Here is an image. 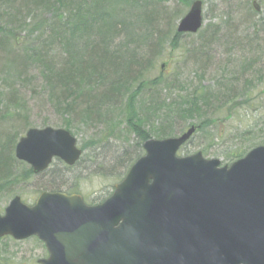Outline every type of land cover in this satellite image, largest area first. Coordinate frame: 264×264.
<instances>
[{
  "label": "rangeland",
  "instance_id": "rangeland-1",
  "mask_svg": "<svg viewBox=\"0 0 264 264\" xmlns=\"http://www.w3.org/2000/svg\"><path fill=\"white\" fill-rule=\"evenodd\" d=\"M58 1L52 0V6L16 4L14 7L7 5L9 9L3 6L0 10V18L3 14L13 16L17 13L16 18L19 19L16 23L19 27L10 26L17 28L15 32L5 31L7 49L17 46L20 55L36 57L27 60L21 69L12 65L8 55L0 62V151L7 153L8 149V158L12 159L11 173L0 176V214L16 195L28 205H33L45 186L54 180L62 185L59 191L78 192L90 204L106 200L118 178L127 171L129 163L145 154L144 140L138 137L134 132L136 128L128 121L127 98L136 89L135 110L144 117L141 130H145L149 138L179 136L187 131L188 126L196 125L190 142L179 151L181 156L201 151L204 158H217L221 165H226L246 155L252 148L264 145V0H256L263 7L261 13L252 7L253 0H202L205 22L198 34L189 35L177 32V26L196 0H153L150 8L156 15V24L150 21V25L145 21V1H139V6L135 0L132 4L122 5V22L124 15L130 13L126 23L128 27L112 40H107L100 53L103 54L108 47L111 55H115L108 57L119 60L124 59V55L137 56L140 64L128 77L131 80L128 81L125 99H120L116 109H112L115 106L112 103L108 107L109 112L103 114L109 120L106 124L80 116H73L71 120L67 114L60 113L48 98L43 74L46 70L39 58L49 52L48 60L59 63L64 56L62 43L71 40V34H67L63 27L54 29L50 25L53 22L57 25V17L71 22L78 16L73 15L78 12L76 8L71 12V8L64 7L66 0ZM96 1L87 0V3ZM107 1L111 18L115 3L128 2ZM84 2L79 0L77 3L83 4L81 11L86 7ZM57 7L60 10H55ZM82 22L88 23V19H82ZM148 26L152 28L148 29ZM91 42L80 40L78 45L86 43V46ZM74 50L78 52L80 49ZM161 74L185 85L191 82L196 86L200 84L206 87V96H212L208 94L219 89L222 101L216 103L218 107L214 109L205 106L206 109L189 123L177 117L167 121L172 130L164 136L162 129L166 112H152L151 108L152 105L159 108L163 101L168 104L179 89L177 83L175 91L164 87L156 89L153 81L158 80ZM104 88L95 86L93 90L103 92ZM230 89L233 94L229 93ZM182 93L185 94L184 91ZM10 102L15 106L9 105ZM78 109L83 110L84 107L78 106ZM209 115L208 122L201 127V119ZM64 119L73 124L69 130L78 139L83 151L82 159L68 169L54 163L48 173L35 175L28 164L15 158L17 141L30 127L62 128ZM118 156L123 157V166L113 172L110 169ZM55 172L60 177L53 178ZM47 256L45 245L36 237L23 241L9 236L0 239V264H40L39 259Z\"/></svg>",
  "mask_w": 264,
  "mask_h": 264
},
{
  "label": "water",
  "instance_id": "water-1",
  "mask_svg": "<svg viewBox=\"0 0 264 264\" xmlns=\"http://www.w3.org/2000/svg\"><path fill=\"white\" fill-rule=\"evenodd\" d=\"M201 8L192 4L179 32H198ZM194 130L147 141V154L98 206L77 194L44 192L33 207L15 198L0 237L36 234L50 255L41 264H264V146L223 168L202 153L177 157ZM16 148L37 173L53 156L73 165L81 154L75 137L53 127L30 129Z\"/></svg>",
  "mask_w": 264,
  "mask_h": 264
},
{
  "label": "trees",
  "instance_id": "trees-1",
  "mask_svg": "<svg viewBox=\"0 0 264 264\" xmlns=\"http://www.w3.org/2000/svg\"><path fill=\"white\" fill-rule=\"evenodd\" d=\"M79 0H66L65 8H71V12L76 8L78 12L73 15L77 18L73 19L71 22H67L68 19H61L57 17L55 19L57 21V25L54 22L50 25L54 29L58 27H63V30L67 34H71V40L62 43V47L64 48V56L58 62L48 60V53L40 56L39 60L44 63V67L46 72H44L45 84H47V92L48 98L52 100V103L56 104V107L63 113L67 114L68 117L72 120V117L80 116L81 118H85L90 121H99V122H109L107 117H104L103 114L105 112H109L108 107L113 103L115 106L112 109H116V105L120 102L128 90V81L131 79L128 78L132 74V70H136V65H139L137 56H125L124 59L118 58H110L108 55H111L110 48L104 49L103 54L100 52L103 48L102 45L106 46L107 40H112L113 37L117 36L119 33L123 32L124 29L128 27L127 20L129 18L130 13H126L124 15V20L122 22L121 17L122 8L125 4H132L134 0H125L127 3L118 4L115 2L113 5L114 16L110 17V12L108 11L107 0H97L96 2H89L85 0L84 4L86 7L82 8L80 4H77ZM82 1V0H81ZM139 1H145V6L143 11L146 12L145 21H152L154 24V20L156 19V15H154V11L150 8V5L154 4L153 0H135L136 6H139ZM52 0H0V10L3 6L9 9L8 6L14 5H24V4H35L39 3L42 5L51 4ZM57 2H59L57 0ZM56 2V4H57ZM159 2V1H157ZM83 3V2H82ZM8 5V6H7ZM83 7V6H82ZM122 7V8H121ZM121 8V9H120ZM60 10L59 7L55 8V10ZM129 9V8H128ZM127 9V11H128ZM16 12H19L16 11ZM135 12L132 14V18ZM156 14V13H155ZM17 13L12 16L4 14L1 15L0 18V62H3L2 59L5 55L10 56L9 61L13 66L20 68L24 63L28 62L27 60L36 59L33 55H27L24 57L20 55L17 46L10 47L12 50L7 49V45L5 42V31L15 32L17 30L16 27H19V19L16 18ZM72 17V16H71ZM88 19L87 22H82V19ZM122 18V19H123ZM10 19V20H9ZM10 21V24L8 21ZM96 20H99V23L96 24ZM6 25V26H5ZM5 26V27H4ZM16 26V27H10ZM158 26V25H156ZM152 28L148 26V29ZM104 29V32H103ZM91 35V38L88 35ZM14 35V34H13ZM160 34L158 36V41L161 38ZM82 40L83 42H89L92 40L89 45H78V42ZM62 42V41H61ZM59 41V44H61ZM79 48L78 52L74 49ZM98 49V50H97ZM157 51V50H155ZM112 56V55H111ZM113 55L112 57H114ZM119 56V55H118ZM153 57V56H152ZM151 57V58H152ZM44 58V60H43ZM152 60V59H151ZM208 61V60H207ZM125 66V68H124ZM24 68V67H23ZM21 69V68H20ZM169 77H165L164 74L160 75L158 80L153 81L154 87L156 89H164L175 91L174 87L175 83H177L176 87L179 89L178 93L175 94V97L170 100L168 104L163 101L159 108L155 105H152V112H159L160 110L166 112L163 118V135H168V130H172L171 126L168 125L167 121L173 120V118L177 117L181 121L185 123H189L199 116V113L206 109L205 106H210L211 108H217L216 103L221 102L223 95L219 89L214 90L213 94H208L212 96L205 95V88L200 84L198 86L193 85V82L189 85L183 84L181 81L176 82L168 79ZM234 84L230 86L234 88ZM105 87L103 92L99 90L94 91L93 88ZM140 85V88L143 89ZM139 89V88H138ZM202 90V91H201ZM182 91L185 92L182 93ZM233 90H229L230 94H233ZM138 90H134L132 94L127 98L128 100V108L130 110L129 120L130 125L134 126L136 129L134 132L137 133L138 137H141L142 140H146L149 138L145 130H141V122L144 120V117L135 110V101L137 97ZM125 99V98H123ZM154 99V101H156ZM159 104V103H158ZM11 106H15V104L9 103ZM78 106L84 107L83 110H79ZM156 114V113H154ZM211 115L208 117H203L205 119H201V127H203L204 123H207V119H209ZM61 124L67 129L73 128V124H71L68 120H63ZM209 126V125H208ZM133 128V127H132ZM168 133V134H167ZM8 138H11L9 136ZM8 140V139H6ZM10 149V148H9ZM7 153L0 151V176L8 175L11 173L10 170V162L12 161L11 157L8 158L9 150ZM137 158H135L136 160ZM132 160L127 167V170L131 166V164L135 161ZM123 157L115 158V163L112 165L111 171H115L118 167L123 166ZM68 169L69 167H63ZM116 176V175H114ZM60 177L58 173H54L53 178ZM119 179V178H118ZM62 185H59L58 182L50 183L45 186V189H61Z\"/></svg>",
  "mask_w": 264,
  "mask_h": 264
}]
</instances>
